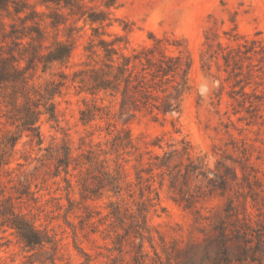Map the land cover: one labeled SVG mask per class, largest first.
<instances>
[{
  "label": "rangeland",
  "instance_id": "rangeland-1",
  "mask_svg": "<svg viewBox=\"0 0 264 264\" xmlns=\"http://www.w3.org/2000/svg\"><path fill=\"white\" fill-rule=\"evenodd\" d=\"M35 7L49 12L44 5ZM110 17L111 24L98 32L73 17L59 23L46 15L35 17L43 45L61 40L73 47L66 63L46 71L41 65L26 70L28 88L64 81L61 93L50 100L57 117L42 114L38 121L41 142L12 123L11 90L1 91L0 144L7 143L8 164L0 174V205L23 184L30 186L36 199H15L18 210L56 242L31 250L13 229L0 225V264H205L207 238L220 221L233 237L232 264H241L235 255L242 247L250 257V247L258 246L256 253L264 260V51L259 50L264 41H252L264 39V0H119ZM4 21L0 54L14 53L25 67L28 62L21 59L15 37L34 22L24 23L17 15ZM10 23H15L14 32ZM115 34L124 36L125 52L159 40L157 55L161 50L190 59L191 88L180 111L164 115L143 109L121 117L119 99L101 93L97 103L105 107L95 119L82 120L92 95L72 81L73 73L100 62L102 55L91 51V43L113 40ZM253 46L258 52H246ZM227 51L235 55L230 65L224 58ZM204 83L211 90L202 96ZM115 141L131 144L116 147ZM66 146L72 154L68 172L59 166ZM165 152L171 154L170 168L154 164ZM222 163L239 174L237 181L229 178L224 195L214 175L218 168L226 173ZM241 163L250 173L251 187ZM105 171L117 179L119 193ZM230 199L235 210L226 216ZM142 201L149 232L143 244L146 255L137 263L135 251L142 240L134 224ZM111 202L120 206L123 221L110 214Z\"/></svg>",
  "mask_w": 264,
  "mask_h": 264
},
{
  "label": "trees",
  "instance_id": "trees-1",
  "mask_svg": "<svg viewBox=\"0 0 264 264\" xmlns=\"http://www.w3.org/2000/svg\"><path fill=\"white\" fill-rule=\"evenodd\" d=\"M36 4L46 6L49 12L37 10ZM118 4L119 0H0V26L6 25L5 16L12 15H17L24 23H27L28 20L34 22L33 25L26 26L29 30L22 37H15L17 39L15 43L21 45L18 49L21 59L27 60V66L23 67L20 58H17L14 53L9 56L0 54V94L2 90H11L8 104L12 106L10 112H13V115L9 118L13 119L12 123L16 124L21 131L28 132L29 135L36 137L40 142L43 140L37 125L38 121L42 114H48L51 119L57 117L55 104L50 100L57 93H61V87L64 84V81H51L44 87L36 88L33 86L28 88L26 70L31 66L38 67L41 65L43 71H46L53 67L55 63H66L73 50L71 44L61 40H56L52 45H43V31L35 17L46 15L53 23H59L63 18L73 17L76 20L89 22L93 30L98 32L100 27L111 24L112 9L116 8ZM29 8L33 9L28 11ZM22 14H24V18ZM10 26L14 32L15 23H10ZM33 32H36V35ZM26 37H29L30 41L24 43L23 39ZM123 40L124 36L115 34L113 40L100 39L97 45L91 43V51L96 55H102L100 62L73 73L72 81L78 82L81 90L92 95L91 103H87V107L81 111L82 120L89 122L95 119L98 112L105 107L97 103V96L101 93L119 99L121 117L125 113L134 115L136 111L143 109H148L150 112L157 111V113L164 115L180 111L182 97L191 88L189 82L190 59H185L181 55H170L161 50L157 55V50L161 48L159 40L154 46H143L139 49L134 48L131 52H125L121 46ZM252 41L254 43L257 41L263 42L264 39H253ZM245 42H248V40H245ZM96 46L97 48H94ZM241 46H246V44H239V51ZM44 48L46 50H43ZM252 50L258 52V49L254 46L247 48L246 52ZM259 50L264 51V44L260 45ZM224 58L227 65H230V61L235 59V55L232 51H227ZM62 76L66 78L67 75L63 74ZM41 106H44V110ZM117 138L120 139L119 136ZM10 142L14 147L16 139ZM130 144L131 141H115L116 147L126 148ZM7 154V143L1 142L0 174L4 166L8 164ZM170 155L168 152H165L163 156L157 155L155 158L159 161L154 162V164L160 168L163 166L170 168V165H168ZM71 157V149L66 146L64 148V158L60 160L62 163L59 164V166L63 165L65 167L66 172L69 171ZM222 166L225 168L226 173H222L218 168L214 175L219 179L217 188L221 189V194L224 195L229 178L232 181H237L239 174L235 167L226 163H222ZM241 167L244 174L243 178L248 181V186L251 187L250 173H246L245 170L247 166L241 163ZM188 172L189 170L186 174ZM105 173L109 178H112L111 185L119 193L120 185L117 179L115 181V176L108 171H105ZM255 181L259 183L257 178ZM148 190L151 192L150 185H148ZM15 192L11 193L8 198L6 197V202L0 205V225L13 229L24 246L31 250L45 247L49 243H55L56 241L47 231L41 229L25 212L18 210V203L24 202L25 199H36L34 191L30 186L23 184L22 188L15 190ZM15 199L18 200L17 204ZM152 199L149 198L148 200L152 203ZM1 201L2 199H0ZM110 206H114L110 214L123 221L120 215V206L115 202H111ZM234 210L235 203L230 199L225 208L226 216H231ZM146 211V202L142 201L134 224L136 226V236H139L142 240L135 251L137 263H140L141 258L146 255L143 249L144 239L147 237L146 232H149ZM213 228L215 234L213 237L207 238L206 252L202 260L206 262L205 264H232L231 255L234 254L233 237L228 233L227 226L223 221L214 225ZM244 241L246 243L251 242L249 239ZM120 243L121 241H118V244ZM119 249L122 250L121 247ZM210 249L213 250V254L210 253ZM250 249L252 253L249 257L245 254L246 247H242L241 251L235 255L236 261L241 264H264L263 258L256 253L259 250L258 246H251Z\"/></svg>",
  "mask_w": 264,
  "mask_h": 264
},
{
  "label": "clouds",
  "instance_id": "clouds-1",
  "mask_svg": "<svg viewBox=\"0 0 264 264\" xmlns=\"http://www.w3.org/2000/svg\"><path fill=\"white\" fill-rule=\"evenodd\" d=\"M213 86H215V82L213 81ZM211 89L209 88V85L207 83H204L200 86V94L203 96V95H206Z\"/></svg>",
  "mask_w": 264,
  "mask_h": 264
}]
</instances>
